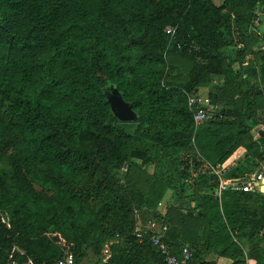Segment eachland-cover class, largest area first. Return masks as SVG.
<instances>
[{
	"label": "trees",
	"instance_id": "1",
	"mask_svg": "<svg viewBox=\"0 0 264 264\" xmlns=\"http://www.w3.org/2000/svg\"><path fill=\"white\" fill-rule=\"evenodd\" d=\"M221 1L0 0V264H55L68 252L78 264L106 247L110 264H164L136 237L134 200L192 264H215L211 252L264 264V247L245 253L235 241L264 231L253 209L264 195H215L264 162V0ZM169 53L192 62L187 73H168ZM112 88L136 122L113 114ZM203 89L213 110L196 125L187 95ZM168 191L186 212L155 211Z\"/></svg>",
	"mask_w": 264,
	"mask_h": 264
},
{
	"label": "built area",
	"instance_id": "2",
	"mask_svg": "<svg viewBox=\"0 0 264 264\" xmlns=\"http://www.w3.org/2000/svg\"><path fill=\"white\" fill-rule=\"evenodd\" d=\"M176 27H169L166 29V34L172 40L176 34ZM189 109L194 113V121L196 125L210 118V111L213 110V102L210 98H204L199 95H187ZM213 173L221 178V167L211 168ZM264 179V168L261 172L248 175L244 179L237 181H223L216 191L215 195L218 199L221 198L224 191L233 190L241 191L243 193H258L260 192L261 183ZM158 223L150 220L145 231L138 230L135 232L138 239H144L146 236L149 237L151 245L158 251L161 255L164 264H192L193 263V253L192 251L183 246L180 249L179 256L173 253L172 248L164 240L165 233L168 227L165 223ZM55 264H76V259L72 253L67 254L63 259H60Z\"/></svg>",
	"mask_w": 264,
	"mask_h": 264
},
{
	"label": "rangeland",
	"instance_id": "3",
	"mask_svg": "<svg viewBox=\"0 0 264 264\" xmlns=\"http://www.w3.org/2000/svg\"><path fill=\"white\" fill-rule=\"evenodd\" d=\"M214 1L217 4L222 3L221 0H214ZM167 61H168V68H169L168 73L170 75H174V76L184 75L185 73H187V71L190 69V67L192 65V62L189 61L188 59L175 56L171 53L168 54ZM200 94H203L204 98L207 97V98L212 99V96L210 95V91L208 89L201 90ZM10 153L11 152H8L7 154H5L4 157H8V155H10ZM37 190L41 191V189L39 187H37ZM85 190L86 189H84V191L82 193H78V195L83 199V201H85V199L87 197L86 196L87 193H84ZM134 202H135V200H134ZM134 202L132 201V203H131V207L133 209L134 215L138 219H141V217L137 216L138 212H135V210H134ZM90 205L92 208H95V209L98 208V202L91 201ZM172 207L181 208L184 212H186L188 205L184 200L179 199L177 197L176 193H174L173 191H168L167 193H165L163 199L158 204V207L156 208L155 211L159 214L164 215L167 213L168 209H170ZM139 214H140V212H139ZM101 225H102L101 226L102 232H104L106 234H110L113 231V226H112L113 224L111 221H106L105 219H103L101 222ZM157 226L159 227V223ZM108 249L109 248L106 247L105 249H103L102 252H99V253H96L95 251H89L83 259L79 260L78 264H110V258L108 256ZM147 253L148 252H146V254ZM152 260H153L152 261L153 264H159L157 259H152Z\"/></svg>",
	"mask_w": 264,
	"mask_h": 264
},
{
	"label": "crops",
	"instance_id": "4",
	"mask_svg": "<svg viewBox=\"0 0 264 264\" xmlns=\"http://www.w3.org/2000/svg\"><path fill=\"white\" fill-rule=\"evenodd\" d=\"M219 4H221V3H219ZM255 50L262 51L263 47L258 46V48H256ZM243 66H244V68H248V67H250V64L248 62H246L245 64H243ZM256 68L258 69L259 67H256ZM235 69L238 70L239 65H236ZM198 95L203 97V94H200V92L198 93ZM235 163H236V161L234 158L230 159L226 164L221 166V169H220L221 172H224L225 170L232 168L233 166H235ZM263 168H264V162L260 163V166L258 168L252 169L250 167L249 170L252 171L251 175H254V174L261 172V170H263ZM229 181H237V180H229ZM262 186L263 185L261 183L260 193H261ZM254 194H256V193H254ZM261 194H263V193H261ZM255 196L256 195H251V198H255ZM263 205H264V201H263ZM253 209L255 210L256 214H258L260 216L261 212L264 211V206L261 207V206H258L255 204L253 206ZM135 212H137V211H135ZM149 213H150V211L144 210V211H141L139 214V211H138L137 216L141 217V219H138L136 217L138 224H137V228H136L135 232L138 230L145 231L147 229L148 222L150 221L149 219L151 218L149 216L150 215ZM263 234H264V231H262L260 235L259 234L257 235V234H253L252 232H250V230H246V231L238 234L235 237V241L237 244H239L241 246V248L246 253V252L251 251L255 247H264V235ZM205 261L206 262H214L215 264H233V261L231 259L221 257V256L217 255L215 252H211L210 254L206 255ZM247 264H252V263L247 262ZM253 264H255V263L253 262Z\"/></svg>",
	"mask_w": 264,
	"mask_h": 264
},
{
	"label": "water",
	"instance_id": "5",
	"mask_svg": "<svg viewBox=\"0 0 264 264\" xmlns=\"http://www.w3.org/2000/svg\"><path fill=\"white\" fill-rule=\"evenodd\" d=\"M108 102L111 105L113 114L121 121L125 123H132L137 121V115L133 110V107L126 103L118 92V90L112 88L108 93ZM261 193L264 194V179L262 182Z\"/></svg>",
	"mask_w": 264,
	"mask_h": 264
}]
</instances>
